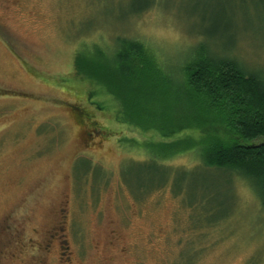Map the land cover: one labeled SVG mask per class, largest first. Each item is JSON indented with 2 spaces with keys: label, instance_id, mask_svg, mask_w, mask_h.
Wrapping results in <instances>:
<instances>
[{
  "label": "rangeland",
  "instance_id": "rangeland-1",
  "mask_svg": "<svg viewBox=\"0 0 264 264\" xmlns=\"http://www.w3.org/2000/svg\"><path fill=\"white\" fill-rule=\"evenodd\" d=\"M150 1L0 0V264H264V210L247 184L233 193L194 169L152 191L163 170L144 144L175 138L118 124L114 102L89 104L74 72L77 53L95 60L117 36L171 66L200 40L263 70L264 0H155L134 14ZM71 107L92 115L93 138Z\"/></svg>",
  "mask_w": 264,
  "mask_h": 264
},
{
  "label": "trees",
  "instance_id": "trees-1",
  "mask_svg": "<svg viewBox=\"0 0 264 264\" xmlns=\"http://www.w3.org/2000/svg\"><path fill=\"white\" fill-rule=\"evenodd\" d=\"M155 5L159 6L155 0L147 2L134 14ZM186 48L191 49L171 66L168 58L159 57L142 40L117 36L109 51L97 49L95 60L90 51L77 53L75 78L87 82L89 104H93V96L102 94L114 102L112 111L118 124L175 138L144 144V160L163 170L162 183L152 191L169 186L177 174L202 169L206 176L219 178L223 174L233 193L235 182H245L258 198L262 213L264 69L248 70L230 56L213 54L200 40ZM71 108L77 123L89 127L82 130L83 139L93 138L97 130L92 125L96 123L82 121L84 116L89 121L92 115ZM186 152L194 153L195 167L168 166L169 159ZM60 250L66 253L67 244H61Z\"/></svg>",
  "mask_w": 264,
  "mask_h": 264
}]
</instances>
